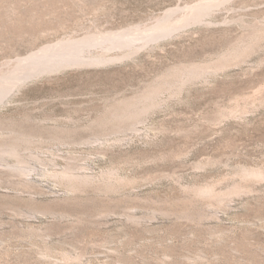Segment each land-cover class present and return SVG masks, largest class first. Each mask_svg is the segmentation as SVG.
<instances>
[{
	"label": "rangeland",
	"instance_id": "374dc122",
	"mask_svg": "<svg viewBox=\"0 0 264 264\" xmlns=\"http://www.w3.org/2000/svg\"><path fill=\"white\" fill-rule=\"evenodd\" d=\"M200 1L0 0V75L49 43L148 25L169 8L175 15ZM202 21L122 59L28 77L6 94L4 123L57 121L82 141L100 139L35 137L24 148L36 165L28 187L0 167V264H264L263 179L248 178L244 190L217 200L185 190L214 186L223 194L240 169L264 168V0H227ZM255 30L262 37L241 64L197 77L176 96L166 92L140 119L93 123L115 99L181 66L216 59ZM66 160L94 173L114 167L135 182L111 201L91 187L69 193L46 168Z\"/></svg>",
	"mask_w": 264,
	"mask_h": 264
},
{
	"label": "bare ground",
	"instance_id": "6f19581e",
	"mask_svg": "<svg viewBox=\"0 0 264 264\" xmlns=\"http://www.w3.org/2000/svg\"><path fill=\"white\" fill-rule=\"evenodd\" d=\"M225 1L227 0H202L196 3L194 6L180 8V13L178 12L175 15L171 14L174 9L169 8L165 10L164 13L157 16L156 19L148 25L119 29L117 31H89L81 37H67L66 39L59 40L55 43H49L39 48L38 50L31 52L26 57L19 58L15 66L9 67L4 70L3 73H1L0 103L3 102L6 94H8L15 86H17L20 82L24 81L28 77H34L42 73L53 72L56 70L58 71L68 66L94 63L99 64L128 57L132 55L138 48L142 47L144 44L148 43L151 40H156L157 38L171 34L174 31L176 32V30H179L180 28L192 22L202 21L203 17L206 16L210 9L215 6L217 7V5ZM261 37L262 35L257 32V30H255L250 34L242 37L236 45L231 47L230 50L224 53H220L219 56L217 55L218 57H216V59L208 62L205 61V63L202 64H188L189 66H181L180 68L169 72L163 77H158L148 82L138 91H136L135 95H132L133 97L131 98L121 97L115 99L111 103L108 102L109 104H107V106L105 107V111L103 110L104 112L102 114H98L93 123L99 126L105 125L106 127V124H110V122L112 121L122 122L126 120L129 121L130 119L135 118L136 120L138 118L140 119L142 114H146L148 111L155 109L161 104V101H163V95L166 92V95L170 93L174 96L175 94H179L184 84H186L187 82L189 83V81L192 82V80L196 79L197 77H209V75H213L217 71L226 70L231 65H236L239 62L241 64V61H244L243 58L247 56L250 50H252L254 46L259 44ZM248 57L249 56H247V58ZM22 122L23 121L4 123V120L0 118V167H4L6 170L8 169L10 175L14 178L15 176L21 177L15 182H17L18 184H22L23 186L25 185L24 187L27 186L28 181L30 180V178H28L30 176V172L33 171L36 167V165L31 164L29 162L30 160L27 159L28 156L26 155L27 153L25 154L24 148L26 146L25 144L33 141L35 137L46 135L47 137H50L51 139H54L61 144L93 143L99 141L100 139L99 136H96L95 138L89 139L87 141H82L81 139L75 137L77 133L74 136V128H70L68 126L65 127L64 125V127L59 126L56 124L57 121L55 122V125H49L45 122H38L30 127H25L24 125L26 124L23 125ZM111 125L113 126V123ZM123 125L125 124H122V126ZM51 161L54 160L51 159ZM44 163L46 165V161H44ZM203 166H201V168H203ZM260 167L240 169V171H238L237 173L238 175H236L240 177V180L236 181L234 187L223 194H218V191L216 193L214 191V186L210 187L188 185L185 187V190H188L189 192H192L193 194L199 196L211 198L216 197V199L214 198L215 200L218 199L217 197L224 198L226 195H235V193L244 190L242 188L244 186L243 182L248 180V178H255L256 180L258 178L261 180L263 179L264 181V168ZM46 168L49 171V175L53 177L55 181L64 186L66 192L80 194L86 192L87 189L91 187L90 189L93 188L102 193L104 196H107L110 201L113 199V195L120 192L123 187L135 182L134 179L129 178V176L127 177L125 175H122L114 167L108 168L106 170H101L98 173H94L86 171L88 167L82 166L78 163L76 164L71 160H66V162L59 167H57V164L53 162L51 167H47L46 165ZM50 208L35 207L34 210L42 213L53 212L51 210L52 208ZM31 231L29 230V232ZM36 231H39L40 234V229H37ZM71 253L72 252H70V254ZM78 258L79 257H77V259Z\"/></svg>",
	"mask_w": 264,
	"mask_h": 264
}]
</instances>
